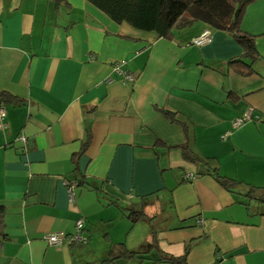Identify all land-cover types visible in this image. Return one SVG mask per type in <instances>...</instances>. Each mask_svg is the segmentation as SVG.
Wrapping results in <instances>:
<instances>
[{
	"label": "crops",
	"instance_id": "1",
	"mask_svg": "<svg viewBox=\"0 0 264 264\" xmlns=\"http://www.w3.org/2000/svg\"><path fill=\"white\" fill-rule=\"evenodd\" d=\"M246 1L255 61L202 22L165 39L87 0H0V264H103L121 245L141 253L108 264H168L187 249L188 264H264V201L248 196L264 190V0ZM205 30L212 42L193 46ZM240 58L251 75L230 65ZM122 61L135 83L113 72ZM81 218L88 245L45 240Z\"/></svg>",
	"mask_w": 264,
	"mask_h": 264
},
{
	"label": "trees",
	"instance_id": "2",
	"mask_svg": "<svg viewBox=\"0 0 264 264\" xmlns=\"http://www.w3.org/2000/svg\"><path fill=\"white\" fill-rule=\"evenodd\" d=\"M100 11L105 13L117 24L127 23L137 30L154 32L160 38L171 39L173 31L177 28H185L197 22L210 25L214 29L227 32L233 36L238 44L245 49L244 58L256 60L254 37L241 29L242 21L247 7L251 1L246 0H87ZM233 59L229 63L241 75H251L252 65L246 64L243 59ZM7 96L0 94V103L6 102ZM165 115L172 118L174 115L168 111ZM87 143L83 150H86ZM183 156L187 161L196 162L198 159L190 154L187 146L182 147ZM214 176L224 187L231 189L235 183L222 177L218 171ZM83 182H80L82 186ZM264 190L251 189L250 198L264 201ZM2 210V209H0ZM133 222L144 219L143 214L130 215ZM151 247V246H150ZM140 251L131 252L124 245L111 252L110 258L103 264H108L117 258H134L140 255ZM177 258L163 255L160 262L168 264H188L187 256Z\"/></svg>",
	"mask_w": 264,
	"mask_h": 264
},
{
	"label": "built area",
	"instance_id": "3",
	"mask_svg": "<svg viewBox=\"0 0 264 264\" xmlns=\"http://www.w3.org/2000/svg\"><path fill=\"white\" fill-rule=\"evenodd\" d=\"M212 42V31L205 30L202 34L197 36L192 40V45L196 47H202ZM125 62L117 63L113 66V72L117 75L121 76L125 83L133 84L137 80V77L134 74H131L127 71L123 70ZM252 109H250L246 114L241 116L240 118L235 119L232 122V126L234 129H238L243 126L246 122L253 120ZM6 109L3 106H0V131L6 128L4 123V119L6 118ZM229 135V134H227ZM18 141L26 144L27 138L25 136H20ZM184 178L187 180H193L195 176L190 173H185ZM65 185L68 189L69 200L71 203L75 202V190L80 186V182L77 180H66ZM86 231V221L81 218L77 220L75 224V232L73 234H65V233H51L45 236V240L51 246H63L65 244L69 245H88L90 239L85 235Z\"/></svg>",
	"mask_w": 264,
	"mask_h": 264
}]
</instances>
